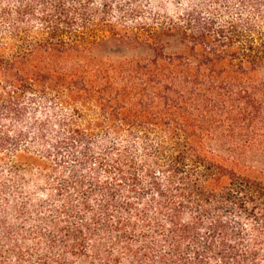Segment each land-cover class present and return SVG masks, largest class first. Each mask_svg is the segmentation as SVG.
I'll list each match as a JSON object with an SVG mask.
<instances>
[{
    "label": "trees",
    "instance_id": "1",
    "mask_svg": "<svg viewBox=\"0 0 264 264\" xmlns=\"http://www.w3.org/2000/svg\"><path fill=\"white\" fill-rule=\"evenodd\" d=\"M262 127L264 0H0V264H264Z\"/></svg>",
    "mask_w": 264,
    "mask_h": 264
},
{
    "label": "rangeland",
    "instance_id": "2",
    "mask_svg": "<svg viewBox=\"0 0 264 264\" xmlns=\"http://www.w3.org/2000/svg\"><path fill=\"white\" fill-rule=\"evenodd\" d=\"M177 6L176 4L174 5H170L168 8H167V11L170 15H176L177 14ZM109 46H111V44H109ZM108 51H110L109 47H98L96 50H95V53L94 55L95 56H106L108 55ZM111 57V56H109ZM112 57H117V56H112ZM263 129H261L260 133H264V127H262ZM258 159H259V156H258ZM254 165H256L257 167H264V157L263 158H260L259 161H255L254 162Z\"/></svg>",
    "mask_w": 264,
    "mask_h": 264
}]
</instances>
